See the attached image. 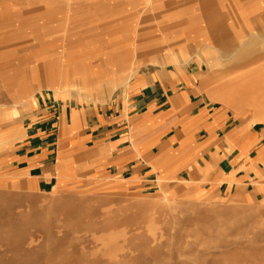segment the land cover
<instances>
[{"label":"rangeland","instance_id":"rangeland-1","mask_svg":"<svg viewBox=\"0 0 264 264\" xmlns=\"http://www.w3.org/2000/svg\"><path fill=\"white\" fill-rule=\"evenodd\" d=\"M192 1L0 0V158L38 97L59 105L54 88L73 94L62 104L105 106L143 73L196 67L173 42L194 32ZM44 74L55 87H37ZM0 264H264V172L252 195L224 196L182 180L135 190L83 167L72 189L41 194L9 189L0 166Z\"/></svg>","mask_w":264,"mask_h":264},{"label":"crops","instance_id":"crops-1","mask_svg":"<svg viewBox=\"0 0 264 264\" xmlns=\"http://www.w3.org/2000/svg\"><path fill=\"white\" fill-rule=\"evenodd\" d=\"M224 1L193 0L194 32L173 39L179 50L192 45L196 67L143 73L105 106L62 104L73 94L55 88L59 105L38 97L0 158L8 188L72 189L86 167L135 190L182 180L219 195H252L264 172V120L252 110L264 107V17L249 20L264 0H229L242 21L236 29L225 25ZM220 59L240 62L220 69ZM44 75L37 87H55Z\"/></svg>","mask_w":264,"mask_h":264},{"label":"bare ground","instance_id":"bare-ground-1","mask_svg":"<svg viewBox=\"0 0 264 264\" xmlns=\"http://www.w3.org/2000/svg\"><path fill=\"white\" fill-rule=\"evenodd\" d=\"M85 75V74H84ZM52 78V77H51ZM84 80V79H83ZM45 83V82H44ZM54 83H56L57 84V82H55V80H54ZM50 85V84H49Z\"/></svg>","mask_w":264,"mask_h":264}]
</instances>
